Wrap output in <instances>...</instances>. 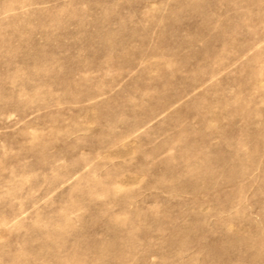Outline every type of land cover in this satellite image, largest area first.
I'll list each match as a JSON object with an SVG mask.
<instances>
[{
  "label": "rangeland",
  "instance_id": "374dc122",
  "mask_svg": "<svg viewBox=\"0 0 264 264\" xmlns=\"http://www.w3.org/2000/svg\"><path fill=\"white\" fill-rule=\"evenodd\" d=\"M0 264H264V0H0Z\"/></svg>",
  "mask_w": 264,
  "mask_h": 264
}]
</instances>
